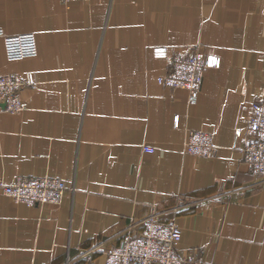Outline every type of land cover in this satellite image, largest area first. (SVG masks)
<instances>
[{
  "label": "crops",
  "instance_id": "crops-1",
  "mask_svg": "<svg viewBox=\"0 0 264 264\" xmlns=\"http://www.w3.org/2000/svg\"><path fill=\"white\" fill-rule=\"evenodd\" d=\"M264 0H0L4 34L31 32L36 54L5 57L0 75L31 72L26 108L0 112V178L49 175L58 203L15 202L0 188V264H104L153 211L181 229L199 264H264V179L239 147L264 96ZM193 48L202 71L194 103L157 82L152 55ZM211 134L208 157L188 154L190 130ZM147 144L153 151L147 152Z\"/></svg>",
  "mask_w": 264,
  "mask_h": 264
},
{
  "label": "built area",
  "instance_id": "built-area-1",
  "mask_svg": "<svg viewBox=\"0 0 264 264\" xmlns=\"http://www.w3.org/2000/svg\"><path fill=\"white\" fill-rule=\"evenodd\" d=\"M64 2L70 0H62ZM264 20V7L262 10ZM4 40L5 57L19 60L36 54L35 36L31 32L8 36L0 29ZM152 55L165 59L167 71L157 76V82L171 87L185 89L189 102L194 103L201 84L202 71L217 65L212 56L204 55L192 48L187 54H171L164 45L153 46ZM31 72L19 75H0V112L15 113L26 108V102L19 97V89L32 85ZM245 135L239 147L242 160L248 170L264 179V96L252 103V113L243 131H235V136ZM214 143L211 134L201 130H190L183 143L186 153L208 157L212 154ZM144 151H153L150 145L143 144ZM0 188L15 202L27 205L37 203H58L66 185L58 177L49 175H18L11 182L0 178ZM140 231L126 233L118 245L106 249L104 264H199L200 258L192 250L181 251L177 244L181 238L180 227L172 221L161 219L158 212L139 221Z\"/></svg>",
  "mask_w": 264,
  "mask_h": 264
}]
</instances>
